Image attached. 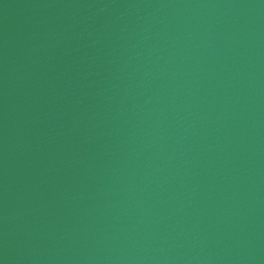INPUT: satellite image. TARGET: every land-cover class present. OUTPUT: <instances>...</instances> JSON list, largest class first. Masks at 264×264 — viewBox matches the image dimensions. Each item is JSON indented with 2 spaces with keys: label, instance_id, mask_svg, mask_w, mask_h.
<instances>
[{
  "label": "water",
  "instance_id": "obj_1",
  "mask_svg": "<svg viewBox=\"0 0 264 264\" xmlns=\"http://www.w3.org/2000/svg\"><path fill=\"white\" fill-rule=\"evenodd\" d=\"M0 264H264V0H0Z\"/></svg>",
  "mask_w": 264,
  "mask_h": 264
}]
</instances>
